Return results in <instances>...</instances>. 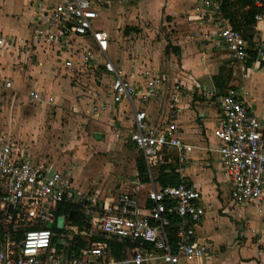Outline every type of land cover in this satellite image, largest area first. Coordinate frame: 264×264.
<instances>
[{"label":"built area","instance_id":"1","mask_svg":"<svg viewBox=\"0 0 264 264\" xmlns=\"http://www.w3.org/2000/svg\"><path fill=\"white\" fill-rule=\"evenodd\" d=\"M109 4V0L39 4L32 37L0 34V55L8 53L22 61L37 50L49 52L71 81L84 75H91L92 82L100 79L112 105L158 99L165 87L159 73L145 69L141 80L131 81L123 67L109 57L111 35L94 25L100 9ZM224 4V0L196 1L195 22L207 29L202 40L224 50L235 81L258 73L264 76V0H249L245 7L254 10L253 25L245 36L232 28ZM180 88V83L172 86L174 92ZM196 88L219 107L212 131L216 148L207 151L218 154L229 184V205L244 208L262 202L264 112L253 111L252 104H264V96L258 99L237 84L228 85L219 94L214 87L206 90L196 84ZM12 91L11 79L1 77L0 98ZM26 98L32 103L54 102L35 89L28 90ZM106 105L97 104L94 110ZM177 129L174 122L151 126L144 110H134L125 138L142 153L148 182L136 181L131 191H108L105 195L80 190L74 185L71 169L57 166L48 157L32 155L1 136L0 264H181L211 259L216 248L194 238L205 215L201 193L185 182L159 186L148 168V159L159 153L173 155L180 167L188 161L194 146L182 139ZM67 205L78 208L81 228L59 213ZM221 211L226 213L227 207L222 205ZM60 216L64 221L57 229ZM172 217L179 221L173 238L167 230ZM76 237L85 244L77 247ZM109 243L124 247L119 257L112 254Z\"/></svg>","mask_w":264,"mask_h":264},{"label":"rangeland","instance_id":"2","mask_svg":"<svg viewBox=\"0 0 264 264\" xmlns=\"http://www.w3.org/2000/svg\"><path fill=\"white\" fill-rule=\"evenodd\" d=\"M138 1L109 0L110 8L102 11L101 18L108 23L107 30L112 35L114 55L111 51L110 57L113 60H120L121 66L130 70L158 69L163 75L169 74L170 79L174 78L175 73L185 72L193 78L197 76V82L208 86L210 80L213 82L214 75L222 74L227 77L229 68L226 55L222 48H213L208 41L202 40L203 32L207 29L195 22V13L189 12L193 8V2L186 3L174 16L162 13L156 20H149L141 12H133L132 6ZM175 1L178 0H172V3ZM111 6L118 10H112ZM153 6L154 4L148 7L151 16L155 12ZM39 59L38 54L37 60ZM51 61L50 57H43L40 61L42 66H38L39 63L28 64L26 68L18 70L7 66L9 62L6 56L0 58L3 67L0 68V76L10 75L14 88L19 91V94H7L3 98L4 103L0 105V135L4 133L8 136L11 124L18 131L12 134V139L16 140L21 149L41 157L45 154L57 166L71 169L74 183L80 189L85 187L88 194L95 193L97 189L115 193L116 186L124 180L126 185L123 189L131 191L133 186L129 184L128 176L136 172L137 159L142 153L125 138L124 130L129 125L122 121L123 126H117L113 113L105 115L107 105L94 110L99 104L97 98L101 95L96 88V93L91 91L90 85L98 86V79L92 82L91 75H84L85 77L71 83L74 88L72 91L67 78L53 74ZM195 66L199 72L194 75L192 71ZM204 69L211 76H201L206 71ZM35 81L40 82L39 86L43 91H39L44 93L46 100L53 97V104L32 103L24 98L23 94L26 95L32 89ZM231 81L232 75L231 79L225 80L226 83ZM252 85L257 87V92L264 93V77L261 75H255ZM194 95L197 94L194 92ZM200 102L205 107L211 104L203 99ZM191 104L190 107H193L194 103ZM212 107L215 106L212 104ZM99 111V115L95 116L94 113ZM206 111L211 116L214 109L208 107ZM205 119L211 120V117ZM119 177L123 179L120 180ZM211 181L216 184L214 188L217 190V199L227 207L224 214L218 211V217L223 215L229 221L237 222V211L241 213V210L228 203V183L222 185L215 180ZM210 204L208 209L215 210L213 204ZM261 213L264 214V209ZM222 221L223 225L227 224L225 219ZM236 225L239 226V223ZM215 227L219 228L218 224ZM223 227L218 233L225 230Z\"/></svg>","mask_w":264,"mask_h":264},{"label":"crops","instance_id":"3","mask_svg":"<svg viewBox=\"0 0 264 264\" xmlns=\"http://www.w3.org/2000/svg\"><path fill=\"white\" fill-rule=\"evenodd\" d=\"M52 1L53 0H0V34L16 35V36L24 37L25 39H30L32 37L36 25L37 17H36L35 8L39 4H45L47 2H52ZM196 1L197 0H178L172 3V0H139L135 6H132V10L133 12L134 10L135 12H141L144 15V17L148 18L149 20L152 19L156 20L157 17H160L162 13L165 16L176 15V13L179 10H182V7H184V5H186V3L188 2H193L192 5L193 8L191 11H189L191 12V14H193ZM152 4H154L153 7L155 11L153 16H151L152 14L150 15L148 10V7L151 6ZM107 8L108 9L110 8V4L100 9L99 12L100 18L94 24L97 28H102L105 30L108 29V23L104 22V19L101 18L102 11ZM112 10H118V9L112 7ZM153 24H155V22H153ZM181 50L182 53H184L182 48ZM111 51L113 54L112 37H110V47L108 52L109 57ZM38 54L40 55L39 61L37 60ZM2 56H6L8 58L9 63L7 66L9 68L16 67V69L18 70H21V68H26L28 64L37 65L39 63L38 66H42V64H40L41 59H43V57L45 59L50 57L52 59L51 71L53 72V74L61 75L62 77L67 78L70 89L72 91L74 90V88L71 87V83L73 81H71L68 72L61 67V64L58 61H56L54 56L49 52L42 53L39 50H37L36 52L31 53L30 56L26 55L22 61H17L16 57L9 55L8 53H4L0 55V58H2ZM27 58L29 60L28 63H27ZM111 60L114 62H118L119 65L121 66L120 60L118 59L113 60L112 58ZM0 68L3 69L1 63H0ZM123 69L127 78H129L131 81L141 80L140 74L144 69L130 70L127 67L125 68L123 67ZM204 70L206 71H204V73H202L201 76H208V77L211 76L207 72V69ZM151 71L159 73L160 76H162V78L164 79V83H165L164 93L158 99H153V100L150 99L147 101L139 100L138 102H135L133 105L126 102L120 103L118 105H112L107 91L104 89V87L101 86V84L99 86L96 85V87L91 84L92 86L90 85V89L91 91L93 90V92L95 93L97 90V92L101 95L98 96L97 98V100H99L98 102L99 104L107 103V108H106L107 110L105 115L107 116L113 113V117L116 118L117 126H121L122 121L125 122V124L129 125L133 111L136 109H141L146 112L147 121L151 126L157 127L166 122H174L178 128L177 134L182 139L186 140L187 142H189L194 146V149L192 150V152L188 157V161L181 167L176 164V171L179 173L181 177L185 178V182L195 187L201 193L202 203L205 207V215L201 220L200 224H198V226L195 229L194 238L196 239L197 242L200 243L201 242L210 243L216 248L217 252L211 259L207 261H199L192 263L181 262V264H264V214L261 213L264 209V201L261 204L250 203L244 208L237 207L240 208L241 210V213L240 211H237L238 212L237 222L229 221V219L223 217V215L218 217L219 210L221 213H223L221 211L222 204L217 199V190L216 188H214L215 187L214 185L216 184H212L213 182L211 180H215L216 183L222 185L223 183H228V182L219 163L218 154L214 151H207V149L216 148V140L212 135V131L217 125L219 107L214 100L206 98L204 94L201 92V90L196 88V84L201 85V87H203L206 90H209L212 87L216 89V87L214 86L213 82H211V80L208 86L206 84L197 82L195 80L197 76L193 78L191 77V75H188L185 72L175 73L174 78L170 79L169 74L163 75L162 72L159 71L158 69L157 70L151 69ZM197 71L199 72V70H197L195 66L193 68L192 74L195 75ZM258 74L264 77L261 73ZM255 75L256 74L251 75L249 79L242 82H240L239 80L233 81V75H232V81L228 85L237 84L240 86H244L249 89L252 95H255L259 99V97L264 96V93L257 92V87L252 85V80L255 77ZM1 77L9 78L12 81L13 91L11 93H7L9 96L13 94L14 95L19 94V91L14 88L13 80L10 75L4 74L1 75L0 78ZM83 77L85 76H81L77 79ZM98 80L100 82V79ZM22 83L25 85V82ZM174 83H180V85L184 86V88L181 87L179 92H174L172 90V86ZM39 84L40 82L35 81V85L32 86V89H35L37 91L39 90L43 91L41 86H39ZM199 91L202 94H200ZM48 92L50 93V90ZM194 92L197 95H194ZM7 94L0 98V105L4 103L3 98L7 96ZM23 96L24 98H26V95L23 94ZM49 98H53V97H49ZM201 99L210 101L211 104L205 107L204 104L200 102ZM191 103H194L193 107L192 106L190 107V105H192ZM212 104L215 107H212ZM208 107L214 109V112L213 114H211V116H209V113H207L206 111ZM252 110L255 111L256 113L264 112V104L260 102H256L252 104ZM210 117L211 120L205 119ZM99 119H101V117ZM8 130H9L8 136H5L4 133H2L0 137L3 136L5 138H9L12 141H16L15 139H12V134H16V132L18 133V131H15V129L13 128V126H11V124L10 127H8ZM43 157H46V155L44 154ZM172 158L174 159L173 155ZM219 172H221L224 176L220 175ZM128 177H129L128 182L130 185L133 186L134 189L135 187L134 182L138 181L137 173L135 172L133 175H129ZM132 177H134V181L131 180ZM119 179L121 180L123 179V177H119ZM121 183L123 184L122 187H121ZM125 183H126L125 180L123 182H120L116 186L117 188L115 192L123 191L124 190L123 187L126 185ZM74 185L78 187L75 183ZM84 189L86 188L84 187ZM84 189L82 188L80 190L85 191ZM108 191L111 190L97 189L95 193H98L99 195H105L108 194ZM210 203L213 204L215 210L210 211L208 209L211 205ZM247 212L251 214H248ZM223 219H225V222L227 224L225 225L222 224ZM236 223H239V226L236 225ZM217 224L219 228L215 227V225ZM222 227L223 229L225 228V230L222 233H218V231L221 230ZM205 228H207V230ZM237 228L238 229L240 228V230H236ZM154 264H162V263H154Z\"/></svg>","mask_w":264,"mask_h":264},{"label":"trees","instance_id":"4","mask_svg":"<svg viewBox=\"0 0 264 264\" xmlns=\"http://www.w3.org/2000/svg\"><path fill=\"white\" fill-rule=\"evenodd\" d=\"M224 2L223 11L225 16L229 18L232 28L241 31L245 36L249 27L253 25L254 10L251 7L245 9V7L249 4V0H224ZM231 75L232 70L229 68L227 69L226 78L222 74L213 76V84L216 87L218 94L225 92L229 84L226 83L225 80H228L229 78L231 79ZM147 164L148 168L156 174V182L159 186H176L185 182V178L181 177L176 171V162L171 155L159 153L158 155L149 158ZM136 173L138 182H148V169L142 154L137 159ZM71 211H75L72 223L78 226V228H81L83 225L82 217L75 205H67L65 208H62V210L60 209L59 213L62 215H68ZM178 222V219L172 217L170 225L167 227V230L172 233V238ZM76 240L77 247H81L85 244V242L78 237H76ZM109 246L112 250V254L116 257H119L124 249L122 245L115 243H109Z\"/></svg>","mask_w":264,"mask_h":264},{"label":"water","instance_id":"5","mask_svg":"<svg viewBox=\"0 0 264 264\" xmlns=\"http://www.w3.org/2000/svg\"><path fill=\"white\" fill-rule=\"evenodd\" d=\"M96 139H100V137H99V136H96ZM131 180L134 181V177H132ZM74 214H75L74 211H71V212L68 214V218L73 219ZM63 221H64V218H63V217L60 216V217L57 218V220H56V224H55V226H56L57 229H61V228H62ZM51 226H52V225H51L50 223L47 225L48 228H51Z\"/></svg>","mask_w":264,"mask_h":264}]
</instances>
